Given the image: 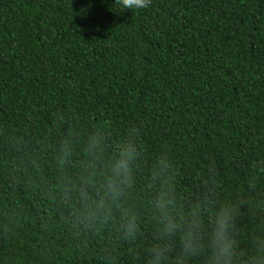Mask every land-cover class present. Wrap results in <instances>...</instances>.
<instances>
[{
    "label": "trees",
    "instance_id": "obj_1",
    "mask_svg": "<svg viewBox=\"0 0 264 264\" xmlns=\"http://www.w3.org/2000/svg\"><path fill=\"white\" fill-rule=\"evenodd\" d=\"M138 118L182 190L211 163L254 205L241 233L264 222V0H0V264H142L147 233L69 222L54 162L73 123L115 138Z\"/></svg>",
    "mask_w": 264,
    "mask_h": 264
},
{
    "label": "clouds",
    "instance_id": "obj_2",
    "mask_svg": "<svg viewBox=\"0 0 264 264\" xmlns=\"http://www.w3.org/2000/svg\"><path fill=\"white\" fill-rule=\"evenodd\" d=\"M151 3L120 0L131 11ZM144 124L138 118L113 138L107 124L87 130L73 123L59 136L56 198L69 210V222L84 233L111 226L127 241L147 233L142 264H264V222L238 229L245 206L254 214L253 203L230 194L211 163L195 190H182L171 152L146 154ZM138 172L145 173V189L137 187Z\"/></svg>",
    "mask_w": 264,
    "mask_h": 264
}]
</instances>
